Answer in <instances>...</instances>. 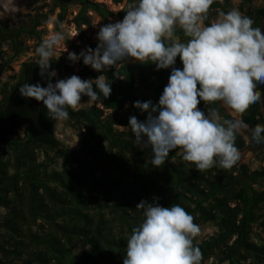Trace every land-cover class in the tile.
<instances>
[{"label":"trees","instance_id":"obj_1","mask_svg":"<svg viewBox=\"0 0 264 264\" xmlns=\"http://www.w3.org/2000/svg\"><path fill=\"white\" fill-rule=\"evenodd\" d=\"M70 1L81 5L73 22L80 31L81 39L87 42L88 47L95 50L98 45L86 39L82 29L83 25H91L88 11L94 10L104 19L114 15L113 11L106 4L95 0H58V5L61 7L59 22L66 19L67 4ZM114 2L121 3L123 0H114ZM219 6L220 3L215 1L210 11ZM119 14L123 19L126 12ZM253 18L255 21L253 27L262 28L264 7L256 9ZM206 23H211L210 17ZM40 24L39 22L31 27L15 29L9 28L7 24L0 21V39L10 40L15 54L18 55L24 50L23 33L27 32L31 36L41 37V31L37 29ZM177 35L184 39L183 33L179 30ZM174 67L181 70L183 68L179 56ZM63 68H68L67 61L51 59L50 70ZM1 71L2 69H0V74ZM171 71V67L157 70L156 64L148 61L146 63L122 62L118 68L112 66L98 73H95L90 65L84 64V67L76 73L82 80H95L100 75H105L112 91L108 98H104L93 84V90L100 95L99 102L103 107L94 104L75 111L68 109L70 119L90 122L93 125L94 133L91 141L96 140L97 142L95 145H92L91 141L85 143V152L82 156L71 155L67 158V160H77L84 168L85 175L69 170L67 167L63 173L54 171L46 174V179L63 181L65 191H52L45 180L36 177L38 174L36 169L31 171L33 173L30 182L37 188L45 187L47 191L43 193L20 191L19 173L10 175L9 163L0 158V206L9 209L7 215L0 219V228L7 233L6 236L0 237V264H106L105 261L108 264H123V261L118 258H125L127 239L113 235V228L108 225L104 212L110 206L109 196L112 195V191H105L103 198L96 194L100 184L108 187V183H102V177L96 174L97 172L106 174L109 170L107 161L101 162L100 160L108 158L99 146V143L103 141H108L121 151L131 150L135 153L141 165L136 177L143 192L141 193L143 200L159 203L164 207L179 204L194 217L196 224L216 223L218 226L216 234L200 243L194 240V245L198 246L203 254L201 264L214 256L220 263L249 264L246 260L252 257L254 259L252 264H264V244H258L251 238L253 225L262 217L257 209L261 203H264V190L257 191L252 183L258 177L264 178V169L250 173L248 165L237 163L231 169H222L217 165L207 171L199 172L193 163L186 161L187 163L175 164L169 161L178 149L170 152L165 164L157 168L151 164L153 153L150 147L141 148L136 145L132 132L129 134L114 128L116 121L114 114L122 110L125 104H130L135 117L144 122L149 113L136 108L135 102L152 101L153 105H157L169 82ZM56 81L58 80L53 77L52 82ZM24 83H39L47 87L48 79L47 76L41 77L37 63L25 62L21 68V80L13 91H19ZM147 85L152 89L150 98L141 94V87ZM23 98L25 101L21 104ZM86 98L89 97H82V99ZM5 107L6 103L2 102L0 120L4 118ZM20 107L23 108L21 115L23 120L27 122L31 119L32 122L26 128L25 139H12L16 149L23 155L26 151L33 152L35 148H40L45 152L57 150L59 141L54 131L55 120L49 118L48 110L43 102L22 96L16 103V111ZM198 107L207 114L209 105L201 100ZM210 107L223 110L220 102ZM259 108V103L253 104L243 113V121L251 128L264 123ZM105 109H110L111 113L103 117ZM11 115L14 118L16 116L14 113ZM224 118L232 117L226 114ZM129 119L130 116L127 117L128 124ZM245 145L244 138L238 135L236 146L243 149ZM62 174L68 181H64ZM247 177H250L249 180ZM123 193L121 203L118 204L121 211L120 220L133 230L130 211V209H135L131 198L133 192ZM113 199L119 198L114 196ZM14 201L17 205H13ZM232 202L235 205H232ZM93 208L94 211L89 213L88 211ZM38 218H43L50 223L49 232L43 233L39 229H33ZM260 225L264 229V220ZM76 238L83 239L82 241L91 249H84L80 255H75L71 246Z\"/></svg>","mask_w":264,"mask_h":264},{"label":"clouds","instance_id":"obj_2","mask_svg":"<svg viewBox=\"0 0 264 264\" xmlns=\"http://www.w3.org/2000/svg\"><path fill=\"white\" fill-rule=\"evenodd\" d=\"M214 2L134 0L122 21L100 28L95 50L88 47L79 55H68L73 62L82 58L96 71L118 68L128 59L151 61L157 70L172 68L157 105L135 102L136 108L149 113L147 120L129 119L136 145L151 148V164L157 168L165 164L170 151L179 149L183 160L195 164L199 172L217 165L231 169L242 159L237 136L249 131L240 117L262 102L258 85H264V31L253 27L255 21L237 8L226 13L217 10V17L207 24ZM46 23L56 22L49 17ZM59 28L42 37L35 49L47 87L24 83L19 88L23 97L43 102L49 118L57 122L67 120L68 109L77 110L83 96L89 97L88 102L101 100L93 84L104 98L112 91L105 75L95 80L72 75L52 82L57 73L50 71L51 59L67 34L63 24ZM178 56L182 70L174 67ZM201 100L209 105L207 114L198 107ZM217 102L230 110L232 118H222L219 109L210 107ZM250 141L264 144V125L251 129ZM136 209L143 210V219L127 239L123 264H201L202 251L194 245L201 229L182 206L142 200Z\"/></svg>","mask_w":264,"mask_h":264},{"label":"rangeland","instance_id":"obj_3","mask_svg":"<svg viewBox=\"0 0 264 264\" xmlns=\"http://www.w3.org/2000/svg\"><path fill=\"white\" fill-rule=\"evenodd\" d=\"M100 3L106 4L114 13V15L104 19L96 11L89 10L88 13L91 18V25H83L82 29L85 33V38L89 39L90 42L99 44L97 39V33L100 28L109 23H115L117 21H122L121 13L127 11L128 5L134 3V0H123L121 3H115L114 0H95ZM220 3V6L213 8L209 17L214 20L218 12L217 10L224 11L225 13L233 8H237L242 14L251 17L253 20V15L256 9L264 7V0H215ZM81 8L79 3L70 1L67 4V16L62 22H59V13L61 11L60 5H58V0H0V21L8 25L9 28H25L31 27L34 24L41 23L37 29L41 31V37H35L24 32L22 35V40L24 43V50L16 55L13 48L12 42L10 40L0 39V69H2L0 74V99L2 100L5 95H9L17 83L21 80V68L25 62L37 63L38 56L36 55L35 49L41 42L42 37L47 35L50 31L60 30L59 25L63 24L66 30L65 41L55 50V54L52 58L61 59V61H67L68 68H63L61 70L53 69L57 73L54 77L56 80L67 79L72 75H76L84 67L83 59L73 62L68 59L70 52H75L77 55L81 51L88 48L87 42L81 39L80 31L76 24L73 22L74 17L77 15ZM52 17L55 22L52 26L46 23V20ZM67 50V51H66ZM124 62H140L135 59H128ZM122 63V62H121ZM120 66V65H119ZM51 71V70H50ZM95 73L96 71L93 69ZM141 94L145 97H152V89L150 86L141 87ZM89 98L82 99L81 104L78 109L86 108L88 106L96 104L97 106L103 107L101 102H88ZM220 106L223 108L219 109L222 118L226 114H230V110L225 109L222 104ZM110 109H105L106 115L110 114ZM135 116L134 111L131 110L130 104H125L123 109L114 114L116 121L114 122V128L117 131H125L129 134L131 129L129 127L127 117ZM242 119V116L240 117ZM147 118L144 120V122ZM243 120V119H242ZM93 125L90 122H78L76 120L68 118L63 121H54V131L55 135L59 141V148L57 150H51L45 152L40 148H35L34 151H26L23 155L16 146L13 145L12 139H20L21 131L24 132L22 139L26 137V124H21L18 127V134L11 133L7 135L4 139H0V158L4 159L9 163V174L19 173L20 176V191H40L43 193L47 191L45 187H35L31 184V171H38L36 177L45 180L52 191H65L63 181L46 179L47 173H52L54 171L58 173H63L64 169L72 171H78L85 175L84 168L81 167L77 160H67L71 155L82 156L84 154V144L91 141L93 132ZM249 132V131H248ZM248 132L245 134L248 136ZM245 135H241L246 145L241 150L242 159L238 162L239 165L246 164L250 168V173L255 170L264 169V147L258 149H251L248 146L249 139L245 138ZM130 136V135H128ZM249 137V136H248ZM96 140L91 141L92 145L96 144ZM100 149L103 151L104 155L108 156L107 159H100L101 162L107 161V167L109 170L106 174L102 172H97V176L102 177V183H108V187L100 184L98 187L97 195L104 197L105 191H112L113 197L110 198V206L104 210L105 218L108 220V225L113 228V235L116 237L123 236L128 239L131 235L132 230L129 228L128 224L121 222L120 220V208L118 204L121 203L123 198V192L132 191L131 198L133 200V205L135 209H130L132 218L131 224L133 229L138 227L143 219V210L136 209L138 203H140L143 198L141 196L142 190L137 181L136 174L140 168V162H138L136 155L131 150H119L118 147L112 146L108 141H103L99 143ZM142 148V146H140ZM173 151V150H172ZM170 151V152H172ZM174 157L169 159L170 162L175 164L186 162L182 158L181 150H177ZM25 161V162H24ZM35 161V162H34ZM187 163V162H186ZM42 164V166H39ZM106 165V163H105ZM237 174V173H235ZM64 181H68L66 176L62 174ZM33 177V176H32ZM248 180L250 177H247ZM43 182V181H42ZM78 186V184H76ZM252 186L257 191L264 190V178L258 177ZM114 196L119 199H113ZM16 201L13 202V205ZM232 205H235L232 202ZM9 209L0 206V219L7 215ZM89 210V213H92ZM258 214L262 217L257 220L253 225V233L251 235L252 240L258 244H264V229L260 225L261 221L264 220V203H261L257 209ZM61 221V219H59ZM37 223V224H36ZM201 229L199 235L195 238L197 243L202 242L204 239H208L210 236L218 232V226L214 222H200L197 223ZM33 229H39L41 232H49L51 230V225L47 220L43 218H38L35 222ZM7 233L0 228V237L6 236ZM83 239H74L72 244V250L75 255H80V252L84 249L90 250L91 247L82 241ZM32 250L34 248H31ZM1 254V252H0ZM119 260H124L123 257H119ZM254 259L249 257L246 263L252 264ZM52 263V262H51ZM108 264L107 261H105ZM255 263V262H254ZM204 264H227L220 263L216 256L208 258Z\"/></svg>","mask_w":264,"mask_h":264},{"label":"flooded vegetation","instance_id":"obj_4","mask_svg":"<svg viewBox=\"0 0 264 264\" xmlns=\"http://www.w3.org/2000/svg\"><path fill=\"white\" fill-rule=\"evenodd\" d=\"M262 31H264V23H262ZM258 90L262 92V102L259 103L260 104V113L261 116L264 118V85H258ZM20 97H22V95L20 94V91H12L9 95H5L3 97V99H0V105L2 104V102L6 103V107L4 109L7 110L6 113H4V118L3 120H0V124H3V127H8L5 129H1L0 130V139H4L7 135L11 134V133H15L18 134V127L21 124H26V126L29 125L30 122H32V120L30 119L29 121H24L22 118V113H23V108H17L18 111H16V103H18ZM25 101V99L23 98L21 104H23V102ZM18 112V114H17ZM17 114L15 116V118L11 115V114ZM7 116L9 118H11V124L10 121L7 119ZM243 116V114H242ZM259 117V116H258ZM243 119V118H242ZM10 124V125H9ZM262 125H264V123H262ZM251 126H249V132H248V136H249V143L248 146L251 149H258V148H263L264 144H254V142L250 141V135H251Z\"/></svg>","mask_w":264,"mask_h":264},{"label":"water","instance_id":"obj_5","mask_svg":"<svg viewBox=\"0 0 264 264\" xmlns=\"http://www.w3.org/2000/svg\"><path fill=\"white\" fill-rule=\"evenodd\" d=\"M7 112V110H5V113ZM7 119L10 121V124H11V118H9L8 116H7ZM9 124V125H10ZM6 128H8V127H3V124H0V130L1 129H5L6 130Z\"/></svg>","mask_w":264,"mask_h":264}]
</instances>
